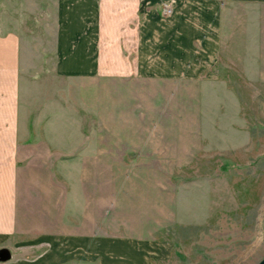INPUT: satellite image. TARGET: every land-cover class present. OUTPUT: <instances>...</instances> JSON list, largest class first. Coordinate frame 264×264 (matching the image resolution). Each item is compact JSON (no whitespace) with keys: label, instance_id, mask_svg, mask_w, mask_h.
<instances>
[{"label":"crops","instance_id":"0c3cea01","mask_svg":"<svg viewBox=\"0 0 264 264\" xmlns=\"http://www.w3.org/2000/svg\"><path fill=\"white\" fill-rule=\"evenodd\" d=\"M242 3L264 0H0V246L45 249L0 264H150L160 205L126 170L195 166L194 90L235 81L224 25ZM244 40L260 45L237 65H264L263 35ZM97 169L121 172L93 195Z\"/></svg>","mask_w":264,"mask_h":264},{"label":"rangeland","instance_id":"374dc122","mask_svg":"<svg viewBox=\"0 0 264 264\" xmlns=\"http://www.w3.org/2000/svg\"><path fill=\"white\" fill-rule=\"evenodd\" d=\"M255 32L264 38V4L227 6L223 51L226 74L235 81H209L194 90V130L199 136L193 139L200 152L195 166L126 170L129 183L138 182L146 198L154 196L160 205L154 217L145 218L152 219L143 235L152 242L144 249L149 252L145 263L257 264L264 256V65H237L242 59L234 56L236 51L259 48L244 40ZM248 76L252 79L245 81ZM116 172L121 171L92 170V194L104 188L106 175L114 180ZM68 220L66 228H72ZM111 223L117 234L114 229L123 223L116 218ZM21 245L13 250L0 246L9 254L0 263L17 256L37 258L45 250L40 242L25 250ZM67 260L92 264V259Z\"/></svg>","mask_w":264,"mask_h":264},{"label":"built area","instance_id":"2783aa9c","mask_svg":"<svg viewBox=\"0 0 264 264\" xmlns=\"http://www.w3.org/2000/svg\"><path fill=\"white\" fill-rule=\"evenodd\" d=\"M173 12V6L171 3H165L163 5V14L169 16Z\"/></svg>","mask_w":264,"mask_h":264},{"label":"water","instance_id":"95a60500","mask_svg":"<svg viewBox=\"0 0 264 264\" xmlns=\"http://www.w3.org/2000/svg\"><path fill=\"white\" fill-rule=\"evenodd\" d=\"M4 250L6 251V249H4V248L1 249V251H0V259H5L9 256L8 252L7 251L5 252ZM2 254H4V256ZM257 264H264V256L259 260V262Z\"/></svg>","mask_w":264,"mask_h":264}]
</instances>
